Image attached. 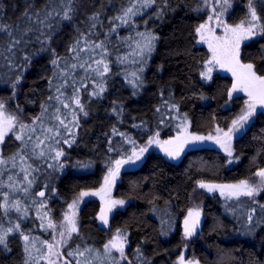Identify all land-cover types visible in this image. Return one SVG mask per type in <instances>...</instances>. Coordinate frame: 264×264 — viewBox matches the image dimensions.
<instances>
[{"label":"snow or ice","instance_id":"obj_1","mask_svg":"<svg viewBox=\"0 0 264 264\" xmlns=\"http://www.w3.org/2000/svg\"><path fill=\"white\" fill-rule=\"evenodd\" d=\"M4 7L0 0V10ZM235 7V0H200L192 11L203 14L193 34L209 53L198 75L202 81L210 82L218 69L230 73L232 83L226 91L225 106L234 94L243 93L246 99L239 113L225 127L216 123L207 134H201L171 89L167 95L164 88L159 89L160 102L153 108L156 127H148L146 121L131 124V128L139 130L141 143L113 124L103 134L107 152L113 155L107 157L102 184L75 190L63 201L65 207L59 220L50 207L58 198V190L51 182L69 167L66 149L77 144L81 119L89 116L92 101L103 99L109 82L116 77L132 89V96L145 88L144 74L160 40L150 21L154 24L175 9L169 0H121L109 16L104 5L89 14L83 0H44L39 7L26 4L15 25L3 22L0 16V61L12 73L6 80L11 95L0 97V251L11 253L10 237H18L23 264H151L141 246L131 249L129 228L113 230L110 223L114 213L127 203L112 195L121 170L125 165L143 162L153 146L165 157L179 160L189 145L209 141L223 150L228 164L238 162L233 141L258 116H264V0H245L243 15L233 21ZM81 15L83 21H79ZM65 26L73 34L62 45L57 44ZM251 45L258 46L257 56L246 52ZM40 54L48 57V71L41 75L47 95L39 104V112L27 116L19 102L14 108L10 104L23 86L24 73ZM200 99L206 97L201 95ZM111 114L117 124L124 123L123 104L113 101ZM161 126L174 129L175 134L162 139ZM9 143L16 145L15 151L6 154ZM260 155H264V149L253 157L254 164ZM90 166L84 161L72 165L85 169ZM195 185L193 192L200 189L223 198L226 211L239 224V235L252 237L258 229L264 231V165H255L250 178L231 183L200 179ZM88 197H99L101 201L95 219L106 230L107 238L99 246L81 232V205ZM157 199L149 201V211L159 218L160 234L168 236L174 231L175 214L170 201L160 207ZM203 215L199 205L185 210L184 241L197 235ZM29 221L34 227L25 229ZM187 252L188 245L184 243L173 264H202L195 256L186 258Z\"/></svg>","mask_w":264,"mask_h":264},{"label":"trees","instance_id":"obj_2","mask_svg":"<svg viewBox=\"0 0 264 264\" xmlns=\"http://www.w3.org/2000/svg\"><path fill=\"white\" fill-rule=\"evenodd\" d=\"M236 4L234 20L243 15L242 6L245 0ZM5 7L0 10L3 22L17 24L20 22L26 4L37 7L44 0H2ZM159 2V0H158ZM174 11L166 13L162 20L151 26L159 35L156 51L149 61L145 72V88L136 96L132 89L120 77L109 82V90L103 99L93 100L89 116L81 119L82 130L77 144L72 149H66L69 154V167L62 175L52 180L58 190V198L50 204L54 215L65 207L68 200L78 188H98L106 172L107 152L105 132L113 124L122 131L143 142L138 129L131 128L132 123L146 121L147 126L154 128L156 117L154 105L160 102L158 91L161 88L175 94V99L182 104V111L189 113L195 130L207 134L214 124L225 127L239 113L244 97H234L225 106L226 91L230 88L232 78L218 73L213 74L210 82L200 79L198 71L202 61L209 55L205 46L196 42L193 28L202 22V13L192 11L200 0H169ZM90 14L95 8L104 5L106 15L114 13V5L121 0H83ZM84 16L79 17L83 21ZM103 19V17H102ZM107 22H105L106 24ZM72 29L65 26L57 37V44L62 45L72 35ZM121 34H125L121 32ZM56 46V45H54ZM58 51H62L58 47ZM251 56L258 55V46L246 48ZM162 67V70L160 68ZM48 71V57L38 55L32 66L24 73L23 86L17 90L16 100L11 108L19 102L27 116L39 112V104L47 95L46 81L41 75ZM4 62L0 61V97L7 98L12 89L6 82L11 76ZM203 95L206 99H200ZM124 106V123L117 124L116 117L111 114L112 102ZM135 118L133 120L132 118ZM214 118V119H213ZM164 136L172 134L170 128L164 127ZM264 116H258L243 135H238L233 141L238 162L227 163L226 154L214 147H200L185 153L178 163L169 161L158 151L146 153L144 161L138 166L122 171L116 184L115 196L128 201L127 206L118 209L112 219V228L127 226L130 230L131 249L141 246L151 264H173L176 254L183 250V244L188 245V255L199 258L202 264H264V231L257 230L252 237L239 235L236 229L239 224L225 207L224 200L219 195H209L204 190L203 213L204 220L196 236L190 241L182 239V222L185 210L193 204V198L199 189L193 192L195 182L204 179L216 183H231L239 179L250 178L255 165H264V155L253 157L264 149ZM16 145L9 143L6 154L15 151ZM76 161L90 162L88 168L72 167ZM264 195V194H262ZM158 197L156 204L165 207V201L171 202V211L175 214L174 231L168 236L160 234L159 218L149 211V203ZM100 203L97 199L88 200L80 213L81 232L85 237L95 241L99 246L107 238L106 230L102 229L95 217L98 215ZM25 229L34 227L29 221ZM11 253L0 251V264H23L21 241L18 237H10ZM130 249V250H131ZM133 264H136L133 261Z\"/></svg>","mask_w":264,"mask_h":264},{"label":"rangeland","instance_id":"obj_3","mask_svg":"<svg viewBox=\"0 0 264 264\" xmlns=\"http://www.w3.org/2000/svg\"><path fill=\"white\" fill-rule=\"evenodd\" d=\"M235 3H236V4H241L239 0H235ZM236 6H237V5H236ZM242 9H243V6H242ZM238 19H239V18H238ZM232 20L234 21V16H232ZM230 22H231V21H230ZM201 45H202V44H201ZM203 46L206 47V45H203ZM206 48H207V47H206ZM215 73H218V74H221V75H226V76L231 77L230 73L224 72L223 70H219V69H218V70L214 71L213 74H215ZM239 95H243V93H237V94H234L233 97H235V96H239ZM243 96H244V95H243ZM244 99H246L245 96H244ZM155 127H156V124H155ZM155 127H154V128H155ZM164 127H165V126H161V128H162L161 133H164V131H165V129H163ZM170 130H171V133H172V134H170V135H174V134H175V130H174V129H170ZM162 135H164V134H161V138H162V139H167L168 136H169V134H166L167 136H166V137L164 136V138H163ZM238 135H240V134H237V136H238ZM200 147H214V148L219 149L220 151L223 152V150L220 149L218 145H215V144H213L212 142L209 141V142H205V143H203V144H199V145H196V146L189 145V146L185 149L184 153L181 155V157H180L179 160H171V159H169V158H167V157H166V158H167L169 161H171V162L178 163V162H180V160L183 158V156L185 155L186 152H188V151L191 150V149L200 148ZM152 150H154V151H158V152H160L162 155H164L163 152H162L159 148H157V147H155V146H153L152 148L149 149V151H152ZM111 155H113V154H111ZM145 155H146V154H145ZM138 165H139V163H138L137 165H125V167L121 170V173H122L123 170H125V169H127V168H133V167L138 166ZM121 173H120V175H121ZM119 179H120V178H119ZM119 179L116 181V184L118 183ZM102 182H103V181H102ZM101 184H102V183H101ZM115 189H116V185H115V188H114L113 191H112V195H113L114 198H118V197L115 196ZM202 191H203V190H200V189H199V192L196 193L195 197L193 198V204H192L191 207L196 206V205H199V206H201V207L203 208V198H204V196H203V194H202ZM208 194H209V195H214V194H212V193H208ZM215 195H219V194L217 193V194H215ZM88 199H97V200L99 201V203H100V207H101V201H100L99 197H88V198L85 199V202H86ZM118 199H119V198H118ZM126 201H127V200H126ZM127 204H128V201H127V203H126L125 206H127ZM83 205H84V204L81 205V208H82ZM125 206H124V207H125ZM124 207H123V208H124ZM120 209H122V208H120ZM60 212H61V210H59V212H58L57 214L54 215L55 218H56L57 220H59V218H60ZM203 220H204V215H203V217H202V219H201V224H202ZM97 221H98V220H97ZM98 223H99V221H98ZM99 225H100V223H99ZM182 226H183V222H182ZM200 226H201V225H200ZM185 255H186V258H191V257L188 255V253H185Z\"/></svg>","mask_w":264,"mask_h":264},{"label":"flooded vegetation","instance_id":"obj_4","mask_svg":"<svg viewBox=\"0 0 264 264\" xmlns=\"http://www.w3.org/2000/svg\"><path fill=\"white\" fill-rule=\"evenodd\" d=\"M235 97H244V96H243V95H239V96H235ZM233 98H234V97H233ZM88 200H90V199H88ZM88 200H87V201H88ZM87 201H86V202H87ZM86 202H85V203H86ZM85 203H84V204H85ZM82 207H83V206H82ZM81 210H82V208H81ZM80 213H81V212H80ZM97 223H98V221H97ZM110 223H111V226H112V220L110 221ZM98 225H99V223H98ZM99 226H100V225H99ZM100 227H101V226H100ZM182 228H183V226H182Z\"/></svg>","mask_w":264,"mask_h":264}]
</instances>
